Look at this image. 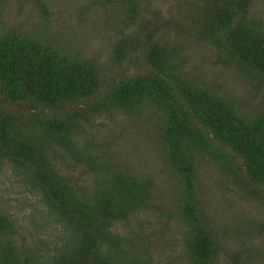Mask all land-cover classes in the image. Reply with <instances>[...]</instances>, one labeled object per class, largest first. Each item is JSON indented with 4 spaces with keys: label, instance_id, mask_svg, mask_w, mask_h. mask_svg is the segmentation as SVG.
I'll return each instance as SVG.
<instances>
[{
    "label": "trees",
    "instance_id": "16d2710c",
    "mask_svg": "<svg viewBox=\"0 0 264 264\" xmlns=\"http://www.w3.org/2000/svg\"><path fill=\"white\" fill-rule=\"evenodd\" d=\"M8 1L0 0V162H24L74 228L78 242L62 264H153L151 230L161 218V236L172 226H179L177 234L182 231L178 245L185 264H221L202 200L201 161L217 164L244 192L264 200V96L258 94L264 91V30L248 17L249 0L186 1H198L194 9L202 20L190 19L196 36L220 54L226 50L236 75L257 88L253 105L188 80L184 56L157 36L160 23L154 28L146 19L128 30L143 19L140 0H93L126 16L113 26L107 65L80 50L60 48L42 32L6 27L2 17ZM24 1L40 17L49 14L46 0ZM113 114L155 118L169 179L134 172L129 161H98L75 138L83 123ZM67 154L70 167L82 164L83 174H93L89 192L78 178L55 167L54 156ZM143 155L148 157H136L141 165ZM115 222L127 236L112 231ZM10 227L0 213V233L8 236ZM233 258L239 264L242 256ZM1 261L25 264L9 238Z\"/></svg>",
    "mask_w": 264,
    "mask_h": 264
},
{
    "label": "rangeland",
    "instance_id": "374dc122",
    "mask_svg": "<svg viewBox=\"0 0 264 264\" xmlns=\"http://www.w3.org/2000/svg\"><path fill=\"white\" fill-rule=\"evenodd\" d=\"M46 2L49 14L40 17L29 1L9 0L2 20L6 27L21 26L42 32L47 35V41H58L60 48L80 50L85 57H96L107 65L113 26L118 20L126 19L123 10L96 5L93 0ZM190 3L186 0H140V17L143 15V19L138 17V23L128 30L136 29L146 19L154 28L160 23L157 36L173 43L184 56L186 62L182 66L188 80L220 89L238 102L253 105L258 98L254 90L257 88L236 75L226 50L221 48L223 53L220 54L210 43L196 36L190 19L194 16L202 20V16H198L200 12L194 9L198 1ZM248 17L256 20L264 30V0H249ZM258 94L264 96L263 89L260 88ZM113 117L114 114L106 118L93 117L83 123L75 138L96 153L98 161L120 160L124 165L129 161L134 172L141 171L161 181L169 179L170 172L161 157L155 118L150 122L139 117L128 119L125 114ZM145 153L148 157H141V165L136 157ZM53 163L66 175L75 180L78 178L86 192L90 191L93 174L87 170L88 173L83 174L81 163L80 167L78 164L70 167L72 162L68 154L55 155ZM201 163L199 177L205 196L202 200L208 212V226L214 230L219 246L221 264H237L233 258L237 254L242 256L239 264H264V200L244 192L217 164L211 161ZM35 182L24 162L8 158L0 162V213L11 223L9 229L13 230L8 236L0 233V264L2 247L8 238L25 264H62V259L69 256L78 242L74 228L56 212ZM163 222V218L158 219L157 228L151 230L152 236H156L152 263L185 264L178 245V238H182L178 235L182 231L177 234L179 226H172L165 236H161ZM111 228L127 236V229L121 223L115 222ZM168 239L176 245L166 243ZM173 247L174 250H170ZM241 252L250 254V258L245 260Z\"/></svg>",
    "mask_w": 264,
    "mask_h": 264
}]
</instances>
